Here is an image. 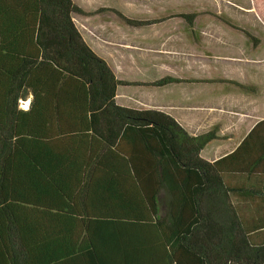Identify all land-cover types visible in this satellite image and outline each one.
I'll return each mask as SVG.
<instances>
[{"label":"trees","instance_id":"16d2710c","mask_svg":"<svg viewBox=\"0 0 264 264\" xmlns=\"http://www.w3.org/2000/svg\"><path fill=\"white\" fill-rule=\"evenodd\" d=\"M72 15L0 0V264H264V120L202 159L215 131L117 106Z\"/></svg>","mask_w":264,"mask_h":264},{"label":"crops","instance_id":"0c3cea01","mask_svg":"<svg viewBox=\"0 0 264 264\" xmlns=\"http://www.w3.org/2000/svg\"><path fill=\"white\" fill-rule=\"evenodd\" d=\"M166 7L136 18L98 8L90 12L93 19L105 13L110 18L94 22V29L81 25L78 32L115 79L125 83L116 89L117 106L166 114L190 136L215 131L216 140L200 153L204 159L202 152L214 145V157L204 159L212 162L232 153L264 120V38L238 27L195 26L198 14ZM182 14L194 15L188 26ZM162 80L166 83L156 85ZM21 104L27 110L29 100ZM1 258L0 251V263Z\"/></svg>","mask_w":264,"mask_h":264},{"label":"rangeland","instance_id":"374dc122","mask_svg":"<svg viewBox=\"0 0 264 264\" xmlns=\"http://www.w3.org/2000/svg\"><path fill=\"white\" fill-rule=\"evenodd\" d=\"M78 7L85 11V15H72L73 22L76 29L84 26L85 28L94 29V22L100 20L105 21L109 19L110 15L102 14L101 19L92 18L93 14H90L92 10H98V8L109 9L114 12L117 11L128 18H136L142 16L149 10L162 11L165 5L166 10H170L176 13H186L199 15L198 18L193 20L195 26H226V27H238L242 30H248L252 35L260 36L264 38V0H72ZM145 1V2H140ZM164 5V6H162ZM89 12V13H88ZM112 13V12H111ZM108 14V16H107ZM114 14V13H113ZM180 15L183 16L189 15ZM185 20V21H184ZM185 26H188L184 18ZM123 21V20H122ZM82 25V26H81ZM260 34V35H259ZM264 51V47L263 50ZM261 53V52H260ZM19 108L24 109L26 106L20 103ZM214 148V145H209L205 151L202 152L204 159H211L214 157L210 151Z\"/></svg>","mask_w":264,"mask_h":264}]
</instances>
